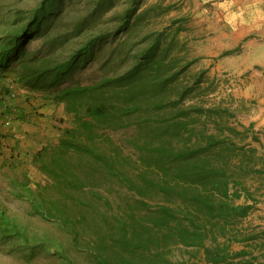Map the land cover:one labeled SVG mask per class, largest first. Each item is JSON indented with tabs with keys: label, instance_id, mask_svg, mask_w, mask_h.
Returning <instances> with one entry per match:
<instances>
[{
	"label": "rangeland",
	"instance_id": "374dc122",
	"mask_svg": "<svg viewBox=\"0 0 264 264\" xmlns=\"http://www.w3.org/2000/svg\"><path fill=\"white\" fill-rule=\"evenodd\" d=\"M261 6L264 0H0V45L34 15L56 10L61 14L53 34L67 38L58 49L62 57L94 37L104 38L86 69L78 72L84 83L117 78L138 66L142 91L148 92L141 112L121 118L123 128L100 127L93 148L114 163L107 169L92 158L78 161V167L93 173L79 190L43 177L36 166L26 175L0 171V264H121V258L128 264H159L153 255L162 250L131 254L119 243L124 226L131 232L133 222L144 220L157 206L180 205L174 194L168 197L146 182L162 181L152 159L174 130L164 134L175 107L188 108L195 117L190 135L185 125L173 136L175 151L185 150L194 139L203 143L205 133L228 135L233 141L234 151L222 153L233 158L230 173L240 184H230L240 191L233 201L250 209L232 231L204 242L208 253L199 246L171 244L164 249V262L212 264L208 255L217 246L219 264H264V72L260 63L241 53L252 42L249 52L257 50L264 60V46L257 49L264 45ZM76 23L78 34L71 32ZM252 23L258 24L256 31ZM41 41L33 40L31 50ZM20 67L18 62L0 74L18 80ZM139 87L133 91L138 93ZM36 93L46 100L41 149L76 124L63 104ZM155 97L161 101L159 109L146 108ZM208 111L215 114L209 117ZM228 128L236 132L230 134ZM249 149H255L252 157ZM242 153L244 163L238 166Z\"/></svg>",
	"mask_w": 264,
	"mask_h": 264
},
{
	"label": "trees",
	"instance_id": "16d2710c",
	"mask_svg": "<svg viewBox=\"0 0 264 264\" xmlns=\"http://www.w3.org/2000/svg\"><path fill=\"white\" fill-rule=\"evenodd\" d=\"M60 14L55 10L46 13V16L44 13L34 15L28 26L11 37L8 43L0 45V70L6 71L20 62L19 82L26 89L44 93L50 101L63 104L65 111L73 115L76 125L62 129L52 143L36 153L33 160L43 177H50L66 183L71 189L79 190L86 186L85 182L93 173L88 171L89 168L78 167V161L92 158L107 169L113 166V158L109 159L93 148L100 127L123 128L125 125L121 118L141 112L148 92L142 91L145 87L140 84L141 69L138 66L117 78L107 77L84 83L78 72L86 69L94 50L99 47L98 40L104 38L94 37L83 48L68 57H62L58 49L67 38L60 33L53 34ZM71 32H81L80 25L76 23ZM37 38L42 41L31 50L30 44ZM137 85L140 86L139 92L135 93L133 88ZM112 89L116 92L110 94ZM159 91L157 89L156 93ZM147 100L149 102L150 99ZM159 104L161 101L155 97L146 108L159 109ZM190 111L184 107L174 108L169 117L172 120L164 134L170 135V127L174 130L170 131V138L162 142L166 147L159 145L152 159L153 166L162 174V181L158 184L152 180L146 181L166 196L174 194L173 197L181 199L178 209L171 205L157 206L144 220L133 222L131 232L124 226L120 237L122 249L131 254L135 251L162 250L153 255L158 257L155 262L159 264H174L164 262V249L169 245L205 248L207 239L215 242L220 236H225V231H232L238 218L250 209V205L233 201V197H239L240 191L237 186L231 189L230 184H240L235 182V172L230 173V168L234 167L231 166L233 158L229 155L223 157L222 154L236 148L228 135L219 137L215 133H205L203 143L194 139L185 150L177 152L173 149V136L179 134L185 125V134L190 135V121L195 118ZM192 112L198 113L200 110L194 109ZM207 113L209 117L215 114L213 111ZM226 131L230 134L236 132L230 128ZM247 152L252 157L255 149ZM246 153L240 155L238 166L244 163ZM234 164L237 167V163ZM135 191L141 194L139 189ZM145 208L148 210V207ZM215 248L216 255L209 253L208 262L219 264L220 249L217 246ZM204 250L209 252L207 248ZM120 260L121 264H128L124 258ZM146 264H150V260ZM175 264L188 263L181 261Z\"/></svg>",
	"mask_w": 264,
	"mask_h": 264
},
{
	"label": "crops",
	"instance_id": "0c3cea01",
	"mask_svg": "<svg viewBox=\"0 0 264 264\" xmlns=\"http://www.w3.org/2000/svg\"><path fill=\"white\" fill-rule=\"evenodd\" d=\"M260 11L264 13V6H261ZM257 26L258 24L254 23L251 27L252 31H256ZM251 45L255 46L252 42L246 43L244 48L242 46L241 53L249 55L252 61L260 63L264 72V60L259 57L257 50L255 54L249 52ZM262 46L264 45H258L257 49H262ZM258 114H261V111ZM45 134L46 100L35 91L26 89L15 77L11 78L1 73L0 171L7 174L14 172L15 175L29 174L36 166L33 159L40 149V140ZM24 182H28V179Z\"/></svg>",
	"mask_w": 264,
	"mask_h": 264
}]
</instances>
